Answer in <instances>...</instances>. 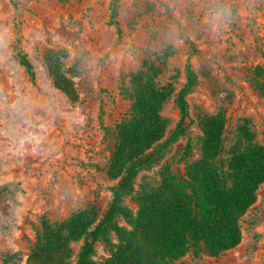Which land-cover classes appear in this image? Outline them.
Returning <instances> with one entry per match:
<instances>
[{
	"label": "rangeland",
	"instance_id": "obj_1",
	"mask_svg": "<svg viewBox=\"0 0 264 264\" xmlns=\"http://www.w3.org/2000/svg\"><path fill=\"white\" fill-rule=\"evenodd\" d=\"M110 2L0 0V264L13 251L26 264L36 237L32 222L60 221L90 204L105 211L117 182L107 172L112 130L130 116L131 74L168 46L173 53L157 78L172 89L162 109L167 135L180 119L174 97L186 82L192 45L199 84L188 96L186 134L139 174L136 190L164 171L184 173L200 157L202 117L221 107L226 151L243 124L264 145V95L253 78L255 66L264 67V0H120L119 31L110 23ZM17 46L34 79L15 56ZM51 50H64L65 68L79 69L66 73L76 101L54 85L45 59ZM137 191L126 199L133 208ZM241 224L242 241L233 249L189 252L172 264H264V183ZM80 245L72 244L74 264ZM96 250L97 260L110 256L102 242Z\"/></svg>",
	"mask_w": 264,
	"mask_h": 264
},
{
	"label": "trees",
	"instance_id": "obj_2",
	"mask_svg": "<svg viewBox=\"0 0 264 264\" xmlns=\"http://www.w3.org/2000/svg\"><path fill=\"white\" fill-rule=\"evenodd\" d=\"M119 6L120 0H111L110 23L118 31ZM191 48L184 68L186 82L174 97L180 113L176 127L167 135L162 109L172 89L157 80L162 64L173 53L168 46L155 58L145 57L141 68L131 74L130 87L125 90L131 99L130 116L112 130L107 172L117 182L111 187L107 208L100 214L96 205L90 204L60 221L44 217L39 224L32 222L36 237L26 264H74L72 244L79 242L75 264H172L189 252L219 256L242 241L241 220L264 183V145L243 124L226 151L227 115L223 107L202 117L200 157L188 162L184 173L164 171L158 182H143L136 190L139 174L152 169L186 134L188 96L199 84L192 62L196 49ZM15 56L34 79L33 65L18 46ZM64 57V50L49 51L47 69L55 87L76 101L74 81L66 73L74 76L79 69H66ZM253 73L255 85L264 95V67L255 66ZM190 149L188 145L187 153ZM136 191L137 208H133L126 199ZM98 242L109 249L105 260L95 259ZM21 261V253L13 251L5 254L2 264Z\"/></svg>",
	"mask_w": 264,
	"mask_h": 264
}]
</instances>
